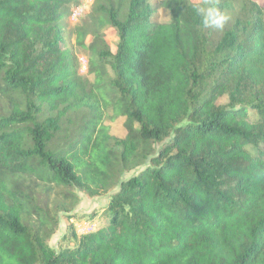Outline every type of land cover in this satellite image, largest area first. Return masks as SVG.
<instances>
[{
    "label": "trees",
    "instance_id": "trees-1",
    "mask_svg": "<svg viewBox=\"0 0 264 264\" xmlns=\"http://www.w3.org/2000/svg\"><path fill=\"white\" fill-rule=\"evenodd\" d=\"M79 1L0 0V264H264V0H93L74 27L92 80L61 46ZM25 176L112 190L105 223L53 247L74 205Z\"/></svg>",
    "mask_w": 264,
    "mask_h": 264
},
{
    "label": "rangeland",
    "instance_id": "rangeland-1",
    "mask_svg": "<svg viewBox=\"0 0 264 264\" xmlns=\"http://www.w3.org/2000/svg\"><path fill=\"white\" fill-rule=\"evenodd\" d=\"M92 2L93 0H80L78 4L72 7L71 14L65 20L66 27L64 30V39L61 42L63 48H68L78 54L81 63L80 72L88 76L91 80L94 78V75L88 73L89 54L86 49L77 45L74 27L81 22L83 17L90 10ZM152 2L157 4L158 0H152ZM156 16L159 20H168L169 11L164 7H159ZM105 33L110 47L115 50L118 41L117 30L112 27H107L105 28ZM91 39L92 36L88 35L86 40L87 42H90ZM226 100L227 95L219 98V102H225ZM105 122L110 125L111 132L115 135H125L126 129L124 126V116L112 118L111 111H108ZM135 172L136 169H132L126 172L124 177L127 178ZM24 179L27 188L35 192L38 191L45 200L50 202V205L62 202L67 203L69 206L74 205L70 210L59 211V223L57 229L49 238V243L53 247L61 249L73 246L77 241L76 235L80 236L89 230L99 228L105 223L102 211L104 206L108 203V197L112 190L102 192L95 196H90L85 190L76 187L74 188V192H76L78 196L68 199L65 198V191L62 187L51 186L47 188L43 185L41 180L34 176H25Z\"/></svg>",
    "mask_w": 264,
    "mask_h": 264
},
{
    "label": "clouds",
    "instance_id": "clouds-1",
    "mask_svg": "<svg viewBox=\"0 0 264 264\" xmlns=\"http://www.w3.org/2000/svg\"><path fill=\"white\" fill-rule=\"evenodd\" d=\"M197 12L205 28L222 30L229 20L228 14L214 4L208 7H199Z\"/></svg>",
    "mask_w": 264,
    "mask_h": 264
}]
</instances>
